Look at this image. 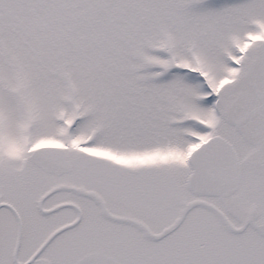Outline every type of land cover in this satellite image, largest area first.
<instances>
[{"label":"snow or ice","instance_id":"snow-or-ice-1","mask_svg":"<svg viewBox=\"0 0 264 264\" xmlns=\"http://www.w3.org/2000/svg\"><path fill=\"white\" fill-rule=\"evenodd\" d=\"M0 264H264V0H0Z\"/></svg>","mask_w":264,"mask_h":264}]
</instances>
